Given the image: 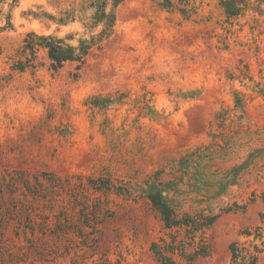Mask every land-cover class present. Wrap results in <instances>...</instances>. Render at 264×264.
<instances>
[{
  "label": "rangeland",
  "instance_id": "obj_1",
  "mask_svg": "<svg viewBox=\"0 0 264 264\" xmlns=\"http://www.w3.org/2000/svg\"><path fill=\"white\" fill-rule=\"evenodd\" d=\"M85 1L0 0V264H264V0H111L81 69H17L29 33L85 35L38 18ZM152 195L213 223L167 229Z\"/></svg>",
  "mask_w": 264,
  "mask_h": 264
},
{
  "label": "trees",
  "instance_id": "obj_2",
  "mask_svg": "<svg viewBox=\"0 0 264 264\" xmlns=\"http://www.w3.org/2000/svg\"><path fill=\"white\" fill-rule=\"evenodd\" d=\"M87 1L80 5V8L74 7L72 10L61 12L59 16H52L45 12L42 13V16L38 17L58 26L79 22L85 29V35L76 38V34L59 37L54 34L45 35L31 32L27 35L24 42V50L30 52L32 58H27L25 62H19L17 69L24 71L28 67H34L33 61L37 59L39 50H44L47 53L50 67L55 72L61 70L69 63H77L78 69H81L94 48L100 47L104 41L112 36L116 24V1L115 4H112L111 0ZM169 4L171 3L169 2ZM88 9L92 11L91 15H87L86 10ZM229 13L237 15L234 12ZM9 25L11 24L9 23ZM150 200L160 211L167 229H177L179 231L186 228L187 232L195 233L201 227H206L213 223V220L200 224L190 217L186 219L179 218L168 204L163 201L162 197L152 195L150 196ZM154 247L158 255V261L162 264L171 263L167 255H165L166 253L175 255L176 251H180L170 246L159 247V245H155ZM254 248L255 250L252 251L250 248L242 246L237 242L233 243L230 246L232 264H257L262 251L257 246H254ZM180 256L188 262L187 264H194L196 258L201 256V254L198 251L189 256L183 252Z\"/></svg>",
  "mask_w": 264,
  "mask_h": 264
}]
</instances>
